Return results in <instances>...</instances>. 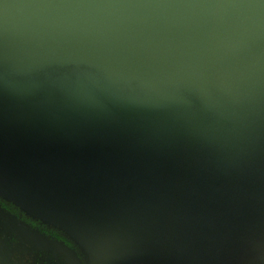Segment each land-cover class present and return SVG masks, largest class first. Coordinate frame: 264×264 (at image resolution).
Returning a JSON list of instances; mask_svg holds the SVG:
<instances>
[{"label": "water", "instance_id": "water-1", "mask_svg": "<svg viewBox=\"0 0 264 264\" xmlns=\"http://www.w3.org/2000/svg\"><path fill=\"white\" fill-rule=\"evenodd\" d=\"M0 176L89 264L264 262V0H0Z\"/></svg>", "mask_w": 264, "mask_h": 264}, {"label": "flooded vegetation", "instance_id": "flooded-vegetation-1", "mask_svg": "<svg viewBox=\"0 0 264 264\" xmlns=\"http://www.w3.org/2000/svg\"><path fill=\"white\" fill-rule=\"evenodd\" d=\"M0 264H88L87 255L61 230L0 199Z\"/></svg>", "mask_w": 264, "mask_h": 264}, {"label": "rangeland", "instance_id": "rangeland-1", "mask_svg": "<svg viewBox=\"0 0 264 264\" xmlns=\"http://www.w3.org/2000/svg\"><path fill=\"white\" fill-rule=\"evenodd\" d=\"M0 177L2 178V176H0ZM7 181L11 184V181H9V180H7ZM119 223H121V222H119V219H118V220H114V221H110V222H101V223L94 224L95 225V233L97 235L100 230H103L108 235H111V234H113L118 229V226L120 225ZM91 227H93V226H90V228ZM96 235H94L92 237V240L93 241L98 239V236H96ZM152 236H153V234L151 235V237ZM151 237H149V239ZM166 238L158 239V241L155 244H151V245L152 246H155L156 248H162L163 249L165 247V244H167ZM132 240H133V238H132ZM132 240H129L128 238H123L120 241V244H121L120 247H122L124 245V246H128V247H130L132 249L133 248H138L137 246H134V244L132 243ZM138 240H140V242H141L140 244L142 246L147 245V241L148 240H147V238L145 236H140ZM141 250H144V249H141ZM206 251H205V255H203V254H197L195 256V260L197 262H199V263L208 264L211 260H210L209 256H206ZM229 255L230 254H228V255H226L224 257V259L226 261H228L230 259V256Z\"/></svg>", "mask_w": 264, "mask_h": 264}, {"label": "trees", "instance_id": "trees-1", "mask_svg": "<svg viewBox=\"0 0 264 264\" xmlns=\"http://www.w3.org/2000/svg\"><path fill=\"white\" fill-rule=\"evenodd\" d=\"M0 199L2 201H4L5 203H8L10 204L13 208L17 209L18 211H20L21 213H24L25 215L27 216H30V217H33L34 219H37V220H40L42 221L43 223H46L47 225H50V227L52 228H56L58 230H61L63 233H66V235L81 249L80 245L78 244V242L70 235L68 234L67 232H65L63 229L59 228L58 226L50 223L48 220L46 219H43L41 217H38V216H35V215H32L30 213H28L26 210H24L21 206H19L18 204L14 203L13 201L3 197L2 195H0ZM87 261H88V258H87ZM89 264V262H88ZM255 264H264V262H258V263H255Z\"/></svg>", "mask_w": 264, "mask_h": 264}]
</instances>
